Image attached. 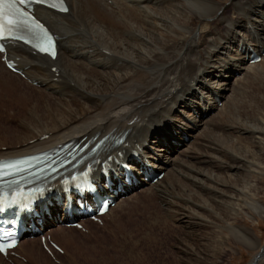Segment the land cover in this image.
Here are the masks:
<instances>
[{"label":"bare ground","instance_id":"6f19581e","mask_svg":"<svg viewBox=\"0 0 264 264\" xmlns=\"http://www.w3.org/2000/svg\"><path fill=\"white\" fill-rule=\"evenodd\" d=\"M66 1L69 8L66 14L43 9L37 11L38 16L58 35L55 59L33 53L21 43L7 49L13 57H18L19 65L31 80L37 81L43 89L53 94L58 92L55 97L65 95V98L62 97L65 101L58 98L55 105L49 103L43 111L37 104H33L26 114L28 98L25 99L24 92L10 86L11 78L16 74L0 61V124L12 123L18 117L24 128L17 131V128L0 125V158L56 147L70 140L77 142L83 137L88 139L108 134L110 140V137L125 133L124 142L117 148L128 151L129 148L141 147V152L145 158H150L148 161L153 167L165 172L160 180L142 187L143 184L139 191L146 188L142 193L145 199L153 198L156 193L160 199L166 200L173 181L183 172L180 170L182 161L179 158L169 159L166 150L175 151L179 144L193 136L199 128L198 121L201 118L204 120L216 107L214 99L225 98L227 105L229 95L226 93L232 89L228 88L227 78L231 73L248 77L260 64L264 65V56L259 63L248 62L250 48L258 54L264 51V0H229L226 10H221L222 4L217 0H110V3L109 0ZM229 10H233L234 17L227 14ZM213 19L220 25L212 31L208 27ZM196 87L202 89V95L197 94ZM204 97H207V101L201 103ZM76 98L85 102L79 105V110L71 107ZM13 105L18 108L11 114L8 110ZM176 105L196 112L177 116L174 111ZM223 113L224 110L218 115ZM210 120L206 119L204 124ZM261 124L264 125L263 122ZM237 125L240 128L233 124L232 131L239 136L250 134L259 154L264 147V138L261 136L264 126L242 122ZM173 130L178 135L172 136ZM240 139L232 140L234 155L229 150L226 152L230 163L222 164L223 172H226L223 179L213 171L209 176L198 172L200 176L197 178V173L190 168L191 176L201 188L205 186L203 183L206 179L211 181L213 188L205 186L211 189L204 190L205 193L210 196L216 194L214 199L217 203L224 201L229 204V214L236 213L234 206L238 200L243 202L242 207H248L256 215L264 217V205L248 200L254 185L250 184L248 176L252 171L249 169V151H241ZM171 140H175L176 144ZM111 143L106 142L104 150L111 148ZM202 162L211 167L216 161ZM238 172L241 175L237 177ZM233 176L240 178V187L233 181L236 180L232 179ZM142 180L143 176L140 177V184ZM226 184L230 186L227 188ZM120 201L115 203L118 208L123 207ZM193 206L206 209L204 203ZM58 209L57 206L50 208L51 218L49 214L46 215L45 227L49 224L52 227L47 231L45 228L44 235L50 234L52 240L62 248L68 264H78L80 249L70 239L71 232L76 230L54 223L52 218ZM110 212L112 208L109 207L104 217L110 215ZM189 214L192 215L191 212ZM193 214L196 217L194 220L202 218L198 209ZM191 215L189 218L192 219ZM224 228L230 234H235L239 242L255 244L246 237L248 233L243 227L225 224ZM214 233L219 241L225 239L223 231L215 229ZM55 235L62 237L58 239L62 244ZM14 250L26 259L23 261L9 256L12 263H50L37 237L26 240L21 238ZM50 250L56 255L52 248ZM208 253L205 255L209 260L213 252L211 256ZM260 260L259 255L255 256L249 264H258ZM61 261L64 263V259ZM0 264L9 262L0 255Z\"/></svg>","mask_w":264,"mask_h":264},{"label":"rangeland","instance_id":"374dc122","mask_svg":"<svg viewBox=\"0 0 264 264\" xmlns=\"http://www.w3.org/2000/svg\"><path fill=\"white\" fill-rule=\"evenodd\" d=\"M217 1L222 4L221 10H226L229 5V0ZM113 7L116 8L115 5H113ZM232 13L233 10L227 11L228 15L234 17L235 13ZM219 25L220 24L213 19L208 29L213 31L219 28ZM246 60L247 58H245V61ZM259 67L248 77H242L239 73H231V76L227 78L229 81L228 88L230 87L233 90L231 89V92L228 91L226 93L229 95L227 105L225 98H220V101L215 102L216 107L214 110L208 114L204 120L201 118L198 121L199 128L192 137L186 138L187 140L179 144L175 151L170 152L166 150L169 159L179 158V161L183 163L180 167V170L183 171L182 175L173 181L172 187L170 186L169 189V196L166 200L160 199L156 193L153 194V198L150 197L149 199H145L142 193L146 191V188H141V191H137L139 194L135 192L132 194L131 192L125 195L124 200H121L124 197L119 198L117 202L121 200L120 203H123V207L118 208L116 205L112 207V213L110 212V215L106 217L103 216L101 222H93L86 219L87 228H74L76 231L71 232L72 235L70 239L71 242L73 241V244L80 249V254L78 255L79 263L77 261L78 264H249L255 256L258 255L259 259L261 258L258 264H264V257L261 255L264 251V217L256 215L248 207H242L243 202L238 200L235 201L238 204L234 206L236 213L234 215L229 214V204L224 201L217 203L216 199H214L216 194L210 196L205 193L204 190L211 191V189L205 188V186L213 188V186H211V181L206 179L203 183L205 186L201 188L191 176L192 172L197 173V178L200 176L198 172L209 176V173L213 171L220 174V178L223 179V174L226 172H223L222 164L224 162L230 163L229 154H226V152L229 150V153H234V150H232L234 149L232 147V140L240 137V144L242 143L241 145L243 147H241V151L243 152L244 149L250 152L247 153V155H249V158H247L250 161L249 169L252 171L248 174V176L250 175V179H248L249 181L251 180L250 184L254 185V190H252L253 193L251 191V194L248 195V200L258 205H264V147H262L263 150L261 149V152L257 154L258 148L256 144H254L253 139H251L250 134L243 133L239 136L238 133L232 131L233 124L240 128L237 125L240 122L245 124L257 123L258 125L264 126L261 124L262 122L264 123V65L260 64ZM224 74H226V72ZM16 76L17 75H14V78H11L12 84L10 86L24 92L26 96L25 99L28 98L26 114L33 104H37V107L43 111L48 108L49 103L55 105L58 102V98L61 101H65L62 98H65V95H58V97H55L58 92L53 94L50 90L43 89L40 83L35 85L24 79L21 81ZM195 90L197 93H200V89L197 87ZM205 98L207 97H204V101L202 99L201 103L207 101ZM82 102H84L83 99L76 98L73 100L71 107L79 110V105ZM86 104L89 105L88 103ZM17 108V105H13L8 112L14 114ZM223 110V115H218L219 112ZM174 111L177 116H185L188 115V112L190 114L193 112L190 111L189 108H183L182 106L178 107V105L174 107ZM209 118L211 120L205 125V120ZM0 125L1 127L7 126L14 129L17 128V131H22V129H24L18 117H15L12 123ZM200 133L202 134L200 135ZM175 135H178V133L172 131V136ZM261 136L264 138V130ZM171 142L176 144L174 140H171ZM262 145L264 146V144ZM217 148L219 150H217ZM204 160L216 162L210 167L204 165L202 162ZM219 162L221 164H219ZM190 168L193 170L192 172ZM239 172L236 175L237 177L241 175ZM236 176H233L232 179H236L233 181H236L237 187H240V178H236ZM146 185H143V187ZM228 186L230 185L226 184L227 188ZM219 187H221V185ZM168 202H170L171 205ZM203 203L206 209H199L193 206L194 204L199 205ZM197 209L202 216V218L199 217L200 219H196L198 221L193 219L196 218L193 212ZM189 212H191L192 215L189 214ZM233 212L234 211H232V213ZM189 215H191L192 219L189 218ZM188 221L191 223H188ZM192 222L194 224H192ZM195 223H199L200 225H196ZM225 224H230L234 227H243L246 233H248L246 237L255 244L246 245L239 242L235 234H230V232L224 228ZM215 229L223 231L225 235V239L220 240L223 241L222 244L219 243L218 236L214 233ZM55 237L57 240L62 238L58 237V235H55ZM58 242L62 244V241L58 240ZM218 244H220L221 247ZM54 252L56 255L52 252L51 254L47 253L50 260L49 264H68L67 259L64 258L63 252H58L56 250H54ZM207 252H209V256H211L213 252L209 260L205 255ZM18 259L25 261L26 258L21 257ZM63 259L64 263H62V261L60 262V260ZM8 262L11 263L9 260Z\"/></svg>","mask_w":264,"mask_h":264},{"label":"snow or ice","instance_id":"6c2138e0","mask_svg":"<svg viewBox=\"0 0 264 264\" xmlns=\"http://www.w3.org/2000/svg\"><path fill=\"white\" fill-rule=\"evenodd\" d=\"M29 2L30 0H0V37H3V29H4L3 19L5 15V6L13 10L12 12L9 13V16L15 17V19L10 18L8 20L9 26L10 27L15 26L17 27V29H19V26L22 23H26V13L22 10L21 6ZM35 2L39 4H46L48 3V0H35ZM58 3L63 5V0H58ZM48 6L52 8H56L57 3H51ZM59 10L67 12L69 11V8L67 6H63ZM53 43L54 41L50 42L48 46L41 47L39 50L41 52L48 53L49 48L52 46ZM4 47H5L4 45H0V52L4 50ZM52 54L55 55V53H52ZM147 160H150V158L147 157L145 160H143V164H146ZM134 174H135L134 169L129 166L127 169V176L126 177L123 175L120 176V180L123 181L125 178L132 179ZM11 246H12L11 244L8 245V247H11ZM5 251H6L5 245L0 244V252H5Z\"/></svg>","mask_w":264,"mask_h":264}]
</instances>
